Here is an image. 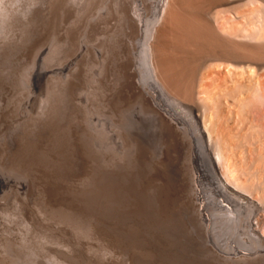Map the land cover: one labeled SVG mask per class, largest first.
<instances>
[{"label":"bare ground","instance_id":"1","mask_svg":"<svg viewBox=\"0 0 264 264\" xmlns=\"http://www.w3.org/2000/svg\"><path fill=\"white\" fill-rule=\"evenodd\" d=\"M99 6L101 146L142 166L161 204L180 206L179 234L207 264H264V0ZM69 126L60 139L73 147ZM32 134L34 147L49 136ZM69 178L62 166L51 190Z\"/></svg>","mask_w":264,"mask_h":264},{"label":"rangeland","instance_id":"2","mask_svg":"<svg viewBox=\"0 0 264 264\" xmlns=\"http://www.w3.org/2000/svg\"><path fill=\"white\" fill-rule=\"evenodd\" d=\"M83 1L0 0V263L207 264L179 234L180 206L101 146L100 0ZM39 131L49 136L34 147L25 137ZM62 166L70 178L51 190Z\"/></svg>","mask_w":264,"mask_h":264}]
</instances>
